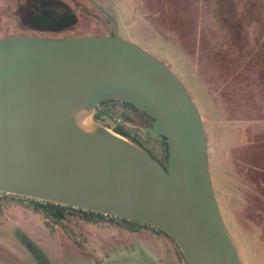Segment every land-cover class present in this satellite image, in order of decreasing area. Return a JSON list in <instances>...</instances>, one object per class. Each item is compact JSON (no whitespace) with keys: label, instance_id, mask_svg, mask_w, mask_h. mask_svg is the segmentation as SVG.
I'll return each mask as SVG.
<instances>
[{"label":"water","instance_id":"obj_1","mask_svg":"<svg viewBox=\"0 0 264 264\" xmlns=\"http://www.w3.org/2000/svg\"><path fill=\"white\" fill-rule=\"evenodd\" d=\"M88 1L115 25L102 2ZM110 99L152 116L141 132L166 141V166L91 118ZM0 191L145 223L188 264H244L214 192L196 104L165 62L116 29L0 33Z\"/></svg>","mask_w":264,"mask_h":264},{"label":"rangeland","instance_id":"obj_2","mask_svg":"<svg viewBox=\"0 0 264 264\" xmlns=\"http://www.w3.org/2000/svg\"><path fill=\"white\" fill-rule=\"evenodd\" d=\"M59 1L77 16L62 35L105 34L116 29L177 74L209 132L215 115L259 132L258 146H254L264 165V0H96L113 16L115 25L84 0ZM32 3L0 0V31L60 34L24 30L19 22L26 9L53 14L64 10L54 0L44 6ZM91 118L110 130L121 128L128 133L127 139L140 140L166 163V141L141 134V128L151 123L141 110L120 101L107 102L96 106ZM208 145L213 147L212 138ZM252 181L247 201L245 196L244 204L234 212L223 207L222 216L244 264H264L261 168L259 177L257 171L252 174ZM37 205L22 196H0V264H40L22 237L40 249L49 264L121 260L188 264L173 239L154 227L64 207L59 218Z\"/></svg>","mask_w":264,"mask_h":264},{"label":"crops","instance_id":"obj_3","mask_svg":"<svg viewBox=\"0 0 264 264\" xmlns=\"http://www.w3.org/2000/svg\"><path fill=\"white\" fill-rule=\"evenodd\" d=\"M218 117L211 119L209 132L201 115L208 140L212 138L214 142L213 147L208 145L209 172L222 213L223 207L234 212L244 204L246 191L254 182L252 174L257 171L259 177L260 168L264 172L259 148L254 146V143L258 146L259 132H252L248 125H235L232 119Z\"/></svg>","mask_w":264,"mask_h":264},{"label":"trees","instance_id":"obj_4","mask_svg":"<svg viewBox=\"0 0 264 264\" xmlns=\"http://www.w3.org/2000/svg\"><path fill=\"white\" fill-rule=\"evenodd\" d=\"M39 1V2H37ZM56 2H58L62 7H64V10L59 11L58 13L53 14V11L49 12L46 11L45 9L42 10V12H33L31 11V9L29 10H25L24 12L20 13V25L24 28V30H39V31H49V32H54V33H60V34H53L55 36H63L61 33L63 31L66 30V28L71 27V25H73V23L76 22L77 16L75 11L70 8L67 4H64L62 2H60L59 0H54ZM86 1L88 4H90L91 6L95 7L99 12H101L108 21H110V19L108 18L107 15H105L102 11H100L96 6H94L92 3H90L88 0H84ZM47 2H50V5L53 4V0H33L32 6L33 5H38V4H42V6L47 5ZM65 9L67 10L65 12ZM9 31L5 30V31H0V33H8ZM14 33V32H13ZM72 34H76V33H70V34H66V35H72ZM22 35H45V34H29L28 32ZM52 35V34H50ZM77 35V34H76ZM115 101H119V100H104L101 101L98 105H104L107 102H115ZM123 102L124 104L138 109L136 106H134L132 103L130 102H126V101H120ZM140 110V109H139ZM143 113H145L151 120L150 125H145V126H151L152 125V116L149 115L148 113H146L145 111L141 110ZM95 118L97 119V116H95ZM114 131H116L117 133L128 137V133L124 130H122L121 128H116L114 129ZM142 134V132H141ZM131 141H133L134 143L140 145L141 147L147 149L154 157H156L148 148H146L144 146V144L138 140V139H130ZM157 158V157H156ZM158 159V158H157ZM159 161H161L160 159H158ZM162 162V161H161ZM163 163V162H162ZM165 163V162H164ZM258 185L259 182L257 181ZM6 195V194H3ZM9 195H14V194H9ZM20 196V195H17ZM25 197V196H22ZM26 198H30L34 201H36L38 203L37 207L38 208H42L43 211L49 212L51 214H54L56 217L62 218L63 216V210L61 207L64 208H71L74 209L76 211H81V212H85L86 214H99V215H103L106 218H120L122 220H126L129 222H133V223H139V224H143V225H147L145 223H140L138 221H134V220H130L124 217H119V216H113V215H105L103 213H98V212H94L91 210H86V209H82V208H77V207H73L70 205H64V204H60V203H55V202H51V201H46V200H39V199H35V198H31V197H26ZM247 196H246V201H247ZM149 226V225H147ZM158 230V229H157ZM159 232L163 233L162 231L158 230ZM165 234V233H163ZM166 235V234H165ZM168 236V235H167ZM169 237V236H168ZM172 239V238H171Z\"/></svg>","mask_w":264,"mask_h":264},{"label":"flooded vegetation","instance_id":"obj_5","mask_svg":"<svg viewBox=\"0 0 264 264\" xmlns=\"http://www.w3.org/2000/svg\"><path fill=\"white\" fill-rule=\"evenodd\" d=\"M167 163V162H166ZM166 163L163 162V165L166 166ZM39 251V255H35L37 261L40 263V264H49L47 258L44 256V254L42 253V251L40 249H38Z\"/></svg>","mask_w":264,"mask_h":264},{"label":"built area","instance_id":"obj_6","mask_svg":"<svg viewBox=\"0 0 264 264\" xmlns=\"http://www.w3.org/2000/svg\"><path fill=\"white\" fill-rule=\"evenodd\" d=\"M3 194L9 195V193L1 192V191H0V196L3 195ZM105 215H108V214H105Z\"/></svg>","mask_w":264,"mask_h":264}]
</instances>
